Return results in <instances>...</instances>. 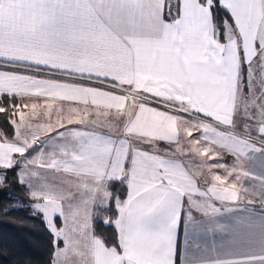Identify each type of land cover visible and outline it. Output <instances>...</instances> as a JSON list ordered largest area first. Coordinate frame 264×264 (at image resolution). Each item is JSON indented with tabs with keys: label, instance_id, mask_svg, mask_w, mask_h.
Listing matches in <instances>:
<instances>
[{
	"label": "crops",
	"instance_id": "obj_1",
	"mask_svg": "<svg viewBox=\"0 0 264 264\" xmlns=\"http://www.w3.org/2000/svg\"><path fill=\"white\" fill-rule=\"evenodd\" d=\"M218 2L221 42L209 0H0V96L47 130L0 134V168L61 205L52 264H264V0ZM118 180L116 251L91 223Z\"/></svg>",
	"mask_w": 264,
	"mask_h": 264
},
{
	"label": "trees",
	"instance_id": "obj_2",
	"mask_svg": "<svg viewBox=\"0 0 264 264\" xmlns=\"http://www.w3.org/2000/svg\"><path fill=\"white\" fill-rule=\"evenodd\" d=\"M209 9L214 36L221 42L229 17L218 0H209ZM240 71L243 77V68ZM17 105L14 97L0 96V134L5 139L13 135L11 120ZM16 167L0 168V264H51L53 250L61 241L54 240L39 213L22 205L30 198L17 180ZM106 185L110 198L106 207L94 209L91 230L103 245L118 251L117 234L110 220L115 214L114 199L123 197L125 186L121 180L108 181ZM53 219L58 224V219Z\"/></svg>",
	"mask_w": 264,
	"mask_h": 264
},
{
	"label": "rangeland",
	"instance_id": "obj_3",
	"mask_svg": "<svg viewBox=\"0 0 264 264\" xmlns=\"http://www.w3.org/2000/svg\"><path fill=\"white\" fill-rule=\"evenodd\" d=\"M261 55H264V52H261ZM264 63V62H263ZM264 66V65H263ZM264 70V69H263ZM264 73V72H263ZM42 113L40 111H35V110H22L21 113L18 112L17 117L15 120L12 121L13 128H14V138L16 140H20L25 142L26 144L28 143H36L39 139H41L45 134L47 130H44V127L42 126L43 118ZM254 121L264 122V117L260 116L259 118H253ZM238 129L248 131L250 129L249 126H243L242 123H238L237 126ZM49 179V180H48ZM46 180V177L44 178H37L35 183L38 182L41 184H50L52 188L61 191V192H72V194L67 198V201L71 204L72 201H77V200H87L91 198L92 196L88 198H84L83 196H79V192H94L91 190H86L85 188L82 190V184H78V182H73L69 181L67 188L63 187L65 182H61L59 180H54L52 177H49ZM33 181H30L29 185L31 187L34 185ZM45 184V185H46ZM29 187V186H28ZM30 188H28V197L30 198L29 201L24 202L22 205L27 206L32 213H41L42 219H44L45 225L52 234L54 240L55 238L58 237H65L67 234L69 237L72 236V230L66 228V227H61L62 229L57 231L56 227L54 226L52 220L49 221V217H52L53 214H58V211L61 209V205L55 201V198L47 196V195H35L34 198H31L29 196ZM45 191V190H44ZM41 189V193L44 192ZM35 192V191H34ZM46 192V191H45ZM109 200V193L106 190V188L102 189V192H99L98 195L94 199V204L96 206L102 207L106 206L107 202ZM65 206L69 205L67 202H64ZM21 204V202H20ZM65 226V225H64ZM66 239V238H63ZM58 258V256H57ZM57 258L54 261V264H57ZM53 255H52V261L51 264L53 263ZM60 264V263H59Z\"/></svg>",
	"mask_w": 264,
	"mask_h": 264
},
{
	"label": "built area",
	"instance_id": "obj_4",
	"mask_svg": "<svg viewBox=\"0 0 264 264\" xmlns=\"http://www.w3.org/2000/svg\"><path fill=\"white\" fill-rule=\"evenodd\" d=\"M123 93H126L127 95H133L130 91H128V92H125V91H123V90H121Z\"/></svg>",
	"mask_w": 264,
	"mask_h": 264
}]
</instances>
